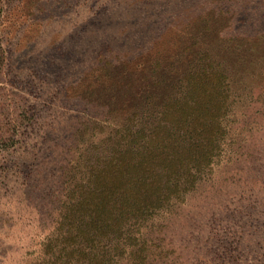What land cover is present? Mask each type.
<instances>
[{
  "label": "rangeland",
  "instance_id": "rangeland-1",
  "mask_svg": "<svg viewBox=\"0 0 264 264\" xmlns=\"http://www.w3.org/2000/svg\"><path fill=\"white\" fill-rule=\"evenodd\" d=\"M196 64L224 75V146L135 256L264 264V0H0V264H85L56 225L73 185Z\"/></svg>",
  "mask_w": 264,
  "mask_h": 264
},
{
  "label": "trees",
  "instance_id": "trees-1",
  "mask_svg": "<svg viewBox=\"0 0 264 264\" xmlns=\"http://www.w3.org/2000/svg\"><path fill=\"white\" fill-rule=\"evenodd\" d=\"M223 80L210 65L187 66L165 97L139 99L117 142L87 162L56 223L85 264H146L135 246L147 223L182 203L224 146Z\"/></svg>",
  "mask_w": 264,
  "mask_h": 264
}]
</instances>
